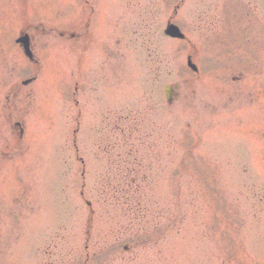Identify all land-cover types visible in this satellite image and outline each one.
<instances>
[{"label": "rangeland", "instance_id": "rangeland-1", "mask_svg": "<svg viewBox=\"0 0 264 264\" xmlns=\"http://www.w3.org/2000/svg\"><path fill=\"white\" fill-rule=\"evenodd\" d=\"M0 264H264V0H0Z\"/></svg>", "mask_w": 264, "mask_h": 264}]
</instances>
